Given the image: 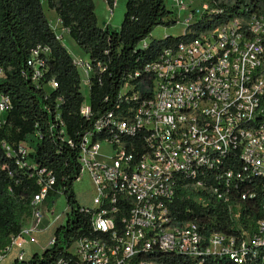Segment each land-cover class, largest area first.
<instances>
[{"label":"built area","instance_id":"obj_1","mask_svg":"<svg viewBox=\"0 0 264 264\" xmlns=\"http://www.w3.org/2000/svg\"><path fill=\"white\" fill-rule=\"evenodd\" d=\"M192 22L185 19L186 26ZM37 54L29 61L34 79L41 76ZM73 58L84 96L90 60ZM142 74L149 86L140 91L126 83L119 93L124 111L95 124L94 133L108 126L115 136H84L74 192L86 176L92 190L75 197L80 210L91 214L93 235L69 247L75 264H171L165 258L178 256L190 264L221 256L245 264L248 250L264 253V218L252 235L238 225L245 192L255 197V181L264 187V10L234 16L164 49L133 77ZM10 107L9 97L0 94V123ZM79 112L91 115L85 96ZM101 142L112 150L106 163L97 159ZM2 147L7 156L31 151L25 142L16 149L4 142ZM36 175L39 191L30 201V216L0 250V264L24 261L51 247L65 221L67 205L58 213L44 204L52 174L42 169ZM178 196L192 202L185 208L192 218H176ZM260 200L264 210L263 195ZM218 204L237 223L239 236L206 228L202 220L217 214ZM256 264H264V255Z\"/></svg>","mask_w":264,"mask_h":264},{"label":"trees","instance_id":"obj_2","mask_svg":"<svg viewBox=\"0 0 264 264\" xmlns=\"http://www.w3.org/2000/svg\"><path fill=\"white\" fill-rule=\"evenodd\" d=\"M105 2L110 10L114 9L115 0ZM209 2L217 11H223L204 14L188 24L180 35L156 38L155 28L178 23L167 0H126L120 25L107 24L103 28L98 25L94 0H46L47 8L55 12L60 26L90 60L91 115L87 118L79 112L84 96L77 65L50 27L41 0H0V70L3 73L0 94L9 97L11 102L4 122L0 123V250L10 245L30 216V201L39 191L38 170L44 169L54 178L44 204L51 206L62 195L69 207L65 221L54 232L51 247L10 264H75L69 247L74 241L93 235L91 214L80 210L74 192L84 136L92 134L94 140L115 136V130L108 126L94 133L95 124L105 120L109 113L116 116L124 111L119 93L126 83H134L140 91L149 86L147 76L134 78V73L156 60L166 48L190 41L234 16L264 10V0ZM145 40L147 45L143 46ZM36 50L41 76L34 79L29 61ZM50 81L56 86L47 92L44 86ZM3 142L14 149L25 142L31 151L25 156H7ZM255 182V197L249 198L245 192L238 218V225L249 235L257 231L256 222L264 218L260 200L261 195L264 197V187L261 182ZM190 205L192 202L178 196L173 205L176 218H192L185 214V208ZM216 209L217 214L202 220L206 228L239 236L237 223L230 220L224 206L218 204ZM263 255L259 249L248 250L245 264H256ZM165 260L171 264H190L179 256ZM207 264L237 263L221 256L207 260Z\"/></svg>","mask_w":264,"mask_h":264},{"label":"rangeland","instance_id":"obj_3","mask_svg":"<svg viewBox=\"0 0 264 264\" xmlns=\"http://www.w3.org/2000/svg\"><path fill=\"white\" fill-rule=\"evenodd\" d=\"M121 3V9L117 8L116 13L114 15L115 25H120L123 14L125 12V3L126 0H119ZM227 2H233L234 0H224ZM97 5H100V0H95ZM42 7L44 9L45 15L48 18L50 27L55 32L56 36L61 40L62 44L68 49L73 57L83 56L82 50L72 41V39L67 34L66 30L60 26V23L57 19V16L54 11L49 10L46 6V0H41ZM167 5L174 11V15L178 19V23L172 27H157L153 31V36H163V31L166 30L169 34L177 36L184 32L186 28L185 19L189 18V20L197 21L204 14L214 13L216 9L212 7L209 0H181V3L178 4L177 0H167ZM112 15V16H113ZM47 92L50 91L51 86L49 84L44 86ZM83 92L85 96V100H88V89L83 86ZM109 154H112L111 148L108 146L106 142H101L99 149V156L97 159L99 162L106 163L109 161ZM92 190L91 184L86 176L82 178L80 183H76L75 185V193L78 196H85ZM66 207L65 199L61 195L54 202H52L51 206L47 205V208L54 209L55 212H62ZM42 240V237H41ZM2 264V263H1Z\"/></svg>","mask_w":264,"mask_h":264},{"label":"crops","instance_id":"obj_4","mask_svg":"<svg viewBox=\"0 0 264 264\" xmlns=\"http://www.w3.org/2000/svg\"><path fill=\"white\" fill-rule=\"evenodd\" d=\"M95 13L98 20V25L103 28L105 25L109 24L112 27H118L119 25H115L114 15L116 13V9H121V3L119 0H115V7L113 10H110L105 2V0H100V5L98 6L95 2ZM114 14V15H113ZM113 15V16H112ZM163 36L171 35L166 30L163 31ZM163 36H155L156 38H162ZM174 36V35H173ZM73 41V40H72ZM74 42V41H73ZM68 50V49H67ZM68 52L72 55V53L68 50ZM75 58H80L83 60H88V56L83 52V56H77Z\"/></svg>","mask_w":264,"mask_h":264},{"label":"water","instance_id":"obj_5","mask_svg":"<svg viewBox=\"0 0 264 264\" xmlns=\"http://www.w3.org/2000/svg\"><path fill=\"white\" fill-rule=\"evenodd\" d=\"M168 36H173V35H168Z\"/></svg>","mask_w":264,"mask_h":264},{"label":"bare ground","instance_id":"obj_6","mask_svg":"<svg viewBox=\"0 0 264 264\" xmlns=\"http://www.w3.org/2000/svg\"><path fill=\"white\" fill-rule=\"evenodd\" d=\"M44 2H45V0H44Z\"/></svg>","mask_w":264,"mask_h":264}]
</instances>
